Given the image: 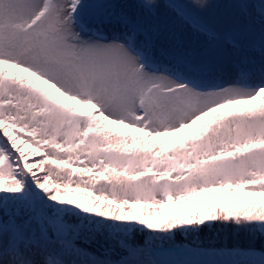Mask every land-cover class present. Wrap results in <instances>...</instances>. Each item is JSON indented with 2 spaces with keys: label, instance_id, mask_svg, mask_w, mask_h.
<instances>
[{
  "label": "snow or ice",
  "instance_id": "1",
  "mask_svg": "<svg viewBox=\"0 0 264 264\" xmlns=\"http://www.w3.org/2000/svg\"><path fill=\"white\" fill-rule=\"evenodd\" d=\"M217 221L264 235V0H0V264H205L175 236Z\"/></svg>",
  "mask_w": 264,
  "mask_h": 264
},
{
  "label": "trees",
  "instance_id": "2",
  "mask_svg": "<svg viewBox=\"0 0 264 264\" xmlns=\"http://www.w3.org/2000/svg\"><path fill=\"white\" fill-rule=\"evenodd\" d=\"M145 234H135V242H142ZM201 244L192 245L191 242L183 237L176 242L184 245L188 249L199 250L200 255L212 258L221 257L217 253L233 249L253 250L257 255H264V235L258 232L245 231L231 222L217 221L213 226L201 227L196 231L194 239ZM85 251L93 253L104 259L116 260L119 258V250L110 251V243L105 241L104 235H99L94 241L81 239L77 242ZM195 247V248H194Z\"/></svg>",
  "mask_w": 264,
  "mask_h": 264
},
{
  "label": "rangeland",
  "instance_id": "3",
  "mask_svg": "<svg viewBox=\"0 0 264 264\" xmlns=\"http://www.w3.org/2000/svg\"><path fill=\"white\" fill-rule=\"evenodd\" d=\"M177 30H178V33L184 37L185 41L186 42H189L192 47H198L199 46V43L200 42L198 40H196L195 38H192L191 37L190 31L187 28H178ZM233 79H234V77L229 74V70H228L227 66H225L224 67V74L218 80V83L219 84H222L224 86H227V85L231 84V83H228V82H232ZM85 110H90V109H85ZM108 126L109 127H112V128H117L118 127L117 125H108ZM118 130L119 131H124V132H128L129 131L126 128H118ZM186 131H194V129L193 130H186ZM163 139L164 140H168V141H173L174 140V138H172V137H166V138H163ZM150 142L157 143L158 144V143L161 142V140L158 139L156 141H151V139H150ZM183 143L187 144V143H190V141H183ZM169 147H172V144H170ZM25 151H26V153H28V152H31L32 149L26 148ZM32 159H40V157H36V156L33 155V156H30L29 157V160L30 161ZM47 167H49V165H46L45 166V170H47ZM39 174L42 175L43 173H39ZM229 193H231V190H229ZM67 195H68V198L69 199H72V200H76L77 199V196L74 193H71L70 192ZM78 198H79L80 202H82V203H88L89 202V198L86 197V196H84L83 194H80ZM237 198H243L242 192L237 194ZM197 199H199L201 201V205L202 206L206 205L209 202L206 196H201V197H198V198H193L191 205L185 203V204L181 205V208L184 209V210L190 211V212H195L197 210V205H196V200ZM232 199H233V196L231 194L229 196H222V195L221 196H218L216 193H213L212 196H211V203H213V204H220V203L228 204ZM252 199L258 200L259 198L254 197ZM101 207L103 208V205ZM135 210L137 212H145V213L148 211L147 209H143V208H137ZM152 211H155V209H152ZM159 211L161 213H164V214H167L168 213V209H160ZM173 211H175V209ZM145 218H147V217L145 216ZM214 223L215 222H206L202 227L213 226ZM200 228L201 227H195L194 226L193 229L192 230H189V231L177 230L178 231V234L175 236L174 245L176 246L177 245L176 242L179 241V239L182 238V237L184 239L189 240L192 245L201 244L200 242L196 243L197 241L193 240L194 237H195L196 231L199 230ZM137 233L140 234V232H137ZM137 233H134L132 235V242L133 243H136L135 242V240H136L135 239V234H137ZM177 248H183V247L182 246H179ZM94 259H98V258L95 257V256H93V255H90L87 252H85V255L81 257V260L84 261L85 264H89V262L92 261V260H94ZM99 260H101V259H99Z\"/></svg>",
  "mask_w": 264,
  "mask_h": 264
}]
</instances>
